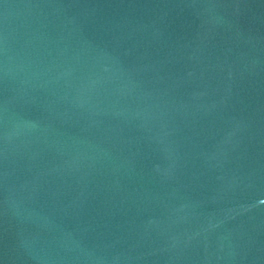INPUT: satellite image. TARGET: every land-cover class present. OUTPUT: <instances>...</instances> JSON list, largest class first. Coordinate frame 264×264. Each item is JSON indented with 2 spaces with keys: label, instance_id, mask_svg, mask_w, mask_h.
<instances>
[{
  "label": "water",
  "instance_id": "95a60500",
  "mask_svg": "<svg viewBox=\"0 0 264 264\" xmlns=\"http://www.w3.org/2000/svg\"><path fill=\"white\" fill-rule=\"evenodd\" d=\"M0 264H264V0H0Z\"/></svg>",
  "mask_w": 264,
  "mask_h": 264
}]
</instances>
